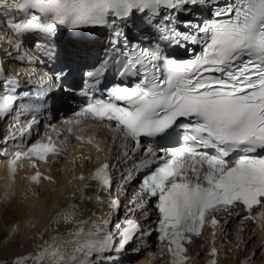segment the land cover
I'll return each instance as SVG.
<instances>
[{
	"label": "snow or ice",
	"instance_id": "6c2138e0",
	"mask_svg": "<svg viewBox=\"0 0 264 264\" xmlns=\"http://www.w3.org/2000/svg\"><path fill=\"white\" fill-rule=\"evenodd\" d=\"M196 14L207 18L195 23L186 18ZM0 22L21 39L38 34L48 40L66 30L74 37L69 60L90 54V30H109L110 43L124 50L119 75L137 82L107 88L105 97H91L63 123L69 133L75 127L103 128L113 144L119 141L118 162L133 161L121 172V187L143 173L129 211H144L150 202L156 212L155 227L148 231L131 218L123 225L114 223L111 211L83 218L85 201L119 210L118 199L99 195L112 189L113 165L105 161L76 177V203L49 221L58 230L48 240L41 236L42 243L15 256L13 264H96L126 251L138 234L153 231L169 264H187L185 245L201 237L205 227L213 229L214 238L220 217L243 212L242 221L264 230V0H0ZM141 24V31L150 34L146 45L132 32ZM36 47L44 45L37 42ZM171 48L196 54L178 59L169 54ZM27 57L21 56V62ZM100 74L96 68L86 76L98 85ZM0 83L5 85L0 89V119L38 112L49 95L43 84L20 90V81L6 76L2 62ZM35 123L31 115L20 130L22 138ZM174 136L178 146H159ZM76 139L91 143L93 138ZM145 139L158 147L150 143L145 148ZM97 151L104 149L97 146ZM61 152L51 137L16 151L8 164L6 195L19 161L29 159L38 168L37 161L47 163ZM28 179L35 184L51 181L39 170ZM10 230L16 234L22 226L14 224ZM218 256L213 244L207 264H218Z\"/></svg>",
	"mask_w": 264,
	"mask_h": 264
},
{
	"label": "bare ground",
	"instance_id": "6f19581e",
	"mask_svg": "<svg viewBox=\"0 0 264 264\" xmlns=\"http://www.w3.org/2000/svg\"><path fill=\"white\" fill-rule=\"evenodd\" d=\"M2 24H0L1 34L7 30V27ZM8 34L13 35L12 32H8ZM108 141L112 143L110 137ZM71 150V158L80 156L83 159H88L92 154L89 145L78 142H75ZM68 160L69 158L62 157L56 165H52L48 174L51 181L40 186L24 184V167L17 165L10 194L6 195V193H9L6 188L8 167L6 162L0 158V242L13 236L16 237V241L7 242L4 249H2V251H9L0 255V264H2L1 261H6L17 255L32 252L37 245L42 243L41 236L43 240H48L58 230V226L54 223L50 224L49 221L62 208L76 203L73 193L80 184L76 177L84 173V170L82 171L79 167L73 168ZM82 162L80 161V163ZM84 166H89V163L86 161ZM115 190H118V187H115ZM89 191L91 192L92 189H89ZM82 210L83 218H87L93 213L99 217L110 212L107 205L101 207L88 201L82 203ZM129 218L132 219V216H129ZM113 222L118 223L119 221L116 218L113 219ZM124 222L120 224L123 225ZM14 224L22 226V230L16 234H13L10 230ZM224 224L217 227L214 238L212 235L213 229L210 228L204 231L201 237L192 241L189 247L192 264H207L213 244L219 250L218 264H243L246 259L253 264V262L258 263L264 260L263 230L258 224H244L242 232L236 231V234H233L235 230L233 231ZM112 231L115 232V228ZM140 241L142 242L139 239L138 242L140 243ZM227 244H230L231 247L236 246L240 250L239 254L229 262H227V255L224 252ZM145 251L148 252L142 254ZM145 251L139 253L135 258L128 257L122 260L121 264H156L158 262L165 264V256L161 252L160 246L156 250L152 248V250L146 249ZM101 261L105 262L106 260L101 258L96 261V264H101Z\"/></svg>",
	"mask_w": 264,
	"mask_h": 264
},
{
	"label": "rangeland",
	"instance_id": "374dc122",
	"mask_svg": "<svg viewBox=\"0 0 264 264\" xmlns=\"http://www.w3.org/2000/svg\"><path fill=\"white\" fill-rule=\"evenodd\" d=\"M7 210H8V208H7ZM10 211V210H9ZM16 237H10L9 239H7V240H3V242L1 241L0 242V255H3V254H6L9 250H4V251H2V249H4V247H5V245L7 244V242H14V241H16V239H15ZM246 241V240H245ZM238 250V251H237ZM243 250H244V247H243ZM242 250V251H243ZM239 249H238V247H236V246H234V247H231L230 246V244H227V246H226V248H224V252H225V254L227 255L226 256V258H227V262H229V261H232L238 254H239ZM238 252V253H237ZM3 253V254H2ZM13 259H14V257H12L11 259H8V260H6V261H1V263L2 264H13ZM156 264H161L160 262H158V263H156Z\"/></svg>",
	"mask_w": 264,
	"mask_h": 264
}]
</instances>
